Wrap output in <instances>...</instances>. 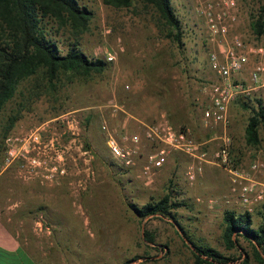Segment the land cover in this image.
Wrapping results in <instances>:
<instances>
[{
    "label": "rangeland",
    "instance_id": "1",
    "mask_svg": "<svg viewBox=\"0 0 264 264\" xmlns=\"http://www.w3.org/2000/svg\"><path fill=\"white\" fill-rule=\"evenodd\" d=\"M171 1L184 28L182 45L167 37L158 13L140 1L117 8L103 0H78L92 14L87 28L76 36L69 26L62 27L59 41L76 39L86 55L106 61L111 52L116 59L100 73H62L51 83L38 73L20 83L15 98L0 113L2 128L5 116L16 110L17 120L6 136L18 137L16 147L22 148L6 167V136L1 142L0 208L17 204L15 209L31 214L23 225H32L36 236L46 239L48 264H196L188 241L234 259L226 264H264L248 240L238 237L232 248L223 240L224 212L247 211L230 194V175L223 167L203 161L193 165L190 155L181 154L178 161H167L156 169L146 183L141 171L146 156H139L147 153L150 144L135 155L132 165L114 158L108 148L110 133L118 140L125 133L122 101L132 96L125 86H140L141 79L152 90L164 86L165 90L157 91L161 96L158 107L166 109L174 128L189 130L198 142L206 141L211 153L220 143L223 126L204 123L206 100L201 86L216 79L208 65V52H220L224 45L218 46L207 33L199 0ZM238 1L240 20L230 26L227 43L237 34L247 44L259 42L251 28V15L262 1ZM60 46L64 47L63 42ZM232 82L250 86L237 79V74ZM261 98L243 93L228 107L232 168L239 172H247L254 160L264 161V125L259 126L258 143L247 144L244 135L257 101L264 105ZM32 158L36 161L31 162ZM191 167L201 168L193 179L188 176ZM254 178L263 180L264 169L254 172ZM167 193L187 204L176 211L182 232L167 219L140 220L128 207V202L140 206ZM263 203L255 204L250 212L253 226L261 222ZM39 205L44 210L35 211ZM143 229L154 235L153 243L143 240Z\"/></svg>",
    "mask_w": 264,
    "mask_h": 264
},
{
    "label": "trees",
    "instance_id": "2",
    "mask_svg": "<svg viewBox=\"0 0 264 264\" xmlns=\"http://www.w3.org/2000/svg\"><path fill=\"white\" fill-rule=\"evenodd\" d=\"M133 1L135 0H103L105 4L117 8L128 7ZM137 1L151 6L158 13L167 37L177 45H182L184 28L171 0ZM261 1L257 13L251 15V28L257 36L264 33V0ZM91 16V11L79 4L78 0H0V113L15 98L20 83L38 73L44 74L51 83L62 73L88 76L105 69L108 62L86 55L76 39L60 42L57 36L60 28L65 26H69L77 36L87 28ZM49 23L56 24L55 29ZM62 42L63 48L60 46ZM15 111L12 109L5 116L4 124L0 127V146L17 120ZM262 124L264 125V105L258 100L257 107L245 126L247 144L259 142V126ZM186 205L169 193L140 206L128 202V207L138 219H167L181 232L183 228L176 211ZM34 210L41 211L44 207L39 205ZM260 213V224L253 226L250 212L225 211L223 240L229 248L237 246L238 237L248 240L254 254L264 263V203ZM142 235L144 241L154 242V235L147 229H143ZM188 242L196 264H226L234 260L215 248ZM244 254L247 260L249 254Z\"/></svg>",
    "mask_w": 264,
    "mask_h": 264
},
{
    "label": "built area",
    "instance_id": "3",
    "mask_svg": "<svg viewBox=\"0 0 264 264\" xmlns=\"http://www.w3.org/2000/svg\"><path fill=\"white\" fill-rule=\"evenodd\" d=\"M198 10L204 19L209 36L216 38L218 46L224 45V49L220 52H208V65L216 73V79L210 84L204 83L201 86L206 100L203 107L204 123L221 124L224 128L219 137L220 143L213 151L211 160L229 173L230 194L236 196L244 208L251 212L255 204L264 201V179L254 178V172L264 169V161H252L247 172L233 169L232 139L226 131V126L229 120V104L239 95L248 92V87L244 84H234L232 77L248 68L250 83L254 86H264V33L257 36L260 41L254 44H247L240 34L233 35L230 43H227L225 38L230 26L240 20L238 0H199ZM105 59L111 62L116 56L109 52ZM142 136L146 140L145 143L142 141ZM18 140H20L18 137L10 135L5 138L6 167L14 162L22 149L16 147L15 142ZM32 141L34 144L38 143V136H33ZM23 143L25 144V140ZM147 144H151L155 149L146 155L145 164L142 166V176L146 179V183L152 180L154 171L161 168L174 151L188 154L203 162L211 161L207 158V149H203L207 147L206 141L198 142L188 130L174 128L163 115L152 123L144 124L142 135L125 132L118 140L110 133L107 139L112 156L126 165H132L135 155L141 153V149ZM35 159L32 158L31 162H35ZM200 169V167H191V171L188 172L189 178L193 179L195 171Z\"/></svg>",
    "mask_w": 264,
    "mask_h": 264
},
{
    "label": "crops",
    "instance_id": "4",
    "mask_svg": "<svg viewBox=\"0 0 264 264\" xmlns=\"http://www.w3.org/2000/svg\"><path fill=\"white\" fill-rule=\"evenodd\" d=\"M237 79L245 80L250 84V86H247V93L253 92L254 95H259L264 98V96H262L264 95V86H254L250 83L248 68L237 74ZM139 84L140 86H129L132 96H129L128 100L122 101V106H124L126 112L123 118V126L125 127V132L129 134L142 135L144 124L152 123L161 115L166 116L167 111L164 109L165 112L158 107L161 102V96L157 91H159V89L165 90L164 86H155V89L152 90L149 89V86H147L148 84L146 82L144 83L142 79ZM184 90L187 91L186 86H184ZM134 93L136 94L133 95ZM138 94L139 96L137 97ZM157 113L160 114L158 117H155ZM142 141L144 143L146 142L143 136ZM154 149L155 147L150 144L147 153L141 154L139 157L144 158V156ZM181 154L187 156L182 152L174 151L171 156L167 158V161H178L182 158ZM207 155L212 156V153L207 151ZM190 160L193 165L198 163L202 165L203 163L192 157ZM208 168L210 167L208 166ZM11 207V205H8L4 210L0 208V264H48L50 250L46 239L37 237L36 229L32 225H23L28 222L27 220L30 218L31 214L26 211H18L15 209L17 204H14L13 208Z\"/></svg>",
    "mask_w": 264,
    "mask_h": 264
}]
</instances>
